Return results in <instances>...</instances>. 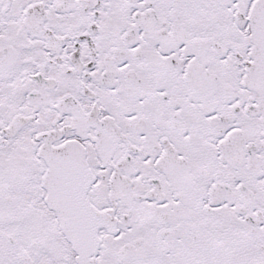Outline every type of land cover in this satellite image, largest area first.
I'll return each instance as SVG.
<instances>
[{
	"label": "snow or ice",
	"instance_id": "snow-or-ice-1",
	"mask_svg": "<svg viewBox=\"0 0 264 264\" xmlns=\"http://www.w3.org/2000/svg\"><path fill=\"white\" fill-rule=\"evenodd\" d=\"M0 264H264V0H0Z\"/></svg>",
	"mask_w": 264,
	"mask_h": 264
}]
</instances>
